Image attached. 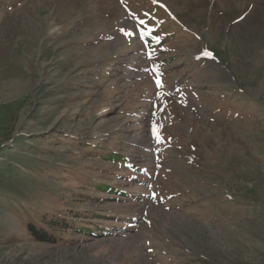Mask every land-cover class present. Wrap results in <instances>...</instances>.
<instances>
[{
	"label": "rangeland",
	"instance_id": "374dc122",
	"mask_svg": "<svg viewBox=\"0 0 264 264\" xmlns=\"http://www.w3.org/2000/svg\"><path fill=\"white\" fill-rule=\"evenodd\" d=\"M0 264H264V0H0Z\"/></svg>",
	"mask_w": 264,
	"mask_h": 264
},
{
	"label": "trees",
	"instance_id": "16d2710c",
	"mask_svg": "<svg viewBox=\"0 0 264 264\" xmlns=\"http://www.w3.org/2000/svg\"><path fill=\"white\" fill-rule=\"evenodd\" d=\"M66 216H55L49 219H42L41 221L34 222V220L28 219L29 232L36 239L45 241H56L60 236L55 234V231H61L64 229L76 227L73 224L74 214H65ZM56 229V230H55ZM85 229V228H84Z\"/></svg>",
	"mask_w": 264,
	"mask_h": 264
},
{
	"label": "snow or ice",
	"instance_id": "6c2138e0",
	"mask_svg": "<svg viewBox=\"0 0 264 264\" xmlns=\"http://www.w3.org/2000/svg\"><path fill=\"white\" fill-rule=\"evenodd\" d=\"M206 55H211V53H205Z\"/></svg>",
	"mask_w": 264,
	"mask_h": 264
},
{
	"label": "bare ground",
	"instance_id": "6f19581e",
	"mask_svg": "<svg viewBox=\"0 0 264 264\" xmlns=\"http://www.w3.org/2000/svg\"><path fill=\"white\" fill-rule=\"evenodd\" d=\"M246 45V44H245Z\"/></svg>",
	"mask_w": 264,
	"mask_h": 264
}]
</instances>
